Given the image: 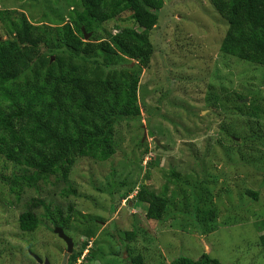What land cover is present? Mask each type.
<instances>
[{
  "label": "rangeland",
  "instance_id": "1",
  "mask_svg": "<svg viewBox=\"0 0 264 264\" xmlns=\"http://www.w3.org/2000/svg\"><path fill=\"white\" fill-rule=\"evenodd\" d=\"M112 5L113 18L97 27L79 0H0V11L24 13L37 26L71 22L77 35L84 38V30L88 40H100L135 28L128 6ZM226 29L208 0L163 1L149 33L148 67L123 60L138 76L141 119L115 125L116 152L108 161L76 159L68 184L51 176L16 195L0 182V264H39L34 257L61 264L66 245L42 208L34 209V232L18 229L33 200L69 218L62 229L73 243L66 264L71 257L74 264H123L125 253L145 264L180 256L196 261L202 254L222 264H264V69L220 53ZM0 173L9 180L23 175L2 156ZM141 184L174 195L160 221L146 219V205L135 200ZM68 185L75 196L65 194ZM181 191L195 197L182 201ZM246 191L256 192L257 201Z\"/></svg>",
  "mask_w": 264,
  "mask_h": 264
},
{
  "label": "trees",
  "instance_id": "2",
  "mask_svg": "<svg viewBox=\"0 0 264 264\" xmlns=\"http://www.w3.org/2000/svg\"><path fill=\"white\" fill-rule=\"evenodd\" d=\"M116 1L79 0L84 16L96 27L113 18L111 3ZM121 1L128 6L135 28L120 29L108 39L92 36L88 41L75 33L71 22L37 26L24 13L0 11V156L23 173L13 180L0 173V182L12 193L36 188L51 176L68 184L76 159L108 161L116 152L115 125L141 119L138 76L130 72V66L124 67L123 60L141 69L148 67L154 53L149 33L158 24L164 0ZM208 1L227 25L220 53L264 69V0ZM171 176L180 181L174 171ZM65 194L75 196L76 192L68 185ZM180 194L182 201L190 199L188 194L195 197ZM245 195L257 201L256 192ZM172 196L155 194L141 184L134 197L146 205V219L160 221ZM198 200L193 199L196 210ZM32 202L18 217L21 232L38 228L34 209L39 207L52 225L69 228V218L59 210L52 214L45 202ZM260 224L264 230V220ZM133 237L128 233L125 241ZM259 246L264 255V233ZM122 258L123 264H145L141 256L125 253ZM70 261L74 264L75 258ZM170 264L222 263L202 254L196 261L180 256Z\"/></svg>",
  "mask_w": 264,
  "mask_h": 264
},
{
  "label": "water",
  "instance_id": "3",
  "mask_svg": "<svg viewBox=\"0 0 264 264\" xmlns=\"http://www.w3.org/2000/svg\"><path fill=\"white\" fill-rule=\"evenodd\" d=\"M82 33L84 34V41H88V37L89 35H85L84 33V30H82ZM54 233L57 234V236L65 243L66 245V252L63 254V259H62V262L61 264H66L69 256L71 255L72 253V249H73V243H72V240L70 238H68L67 236L64 235L63 231L61 228H54ZM37 262L39 264H41V261L39 259H37L36 257H34Z\"/></svg>",
  "mask_w": 264,
  "mask_h": 264
}]
</instances>
